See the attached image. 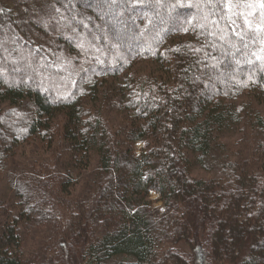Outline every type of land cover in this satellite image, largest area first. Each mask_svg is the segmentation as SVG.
<instances>
[{
	"label": "trees",
	"instance_id": "obj_1",
	"mask_svg": "<svg viewBox=\"0 0 264 264\" xmlns=\"http://www.w3.org/2000/svg\"><path fill=\"white\" fill-rule=\"evenodd\" d=\"M262 3L0 0V264H264Z\"/></svg>",
	"mask_w": 264,
	"mask_h": 264
},
{
	"label": "rangeland",
	"instance_id": "obj_2",
	"mask_svg": "<svg viewBox=\"0 0 264 264\" xmlns=\"http://www.w3.org/2000/svg\"><path fill=\"white\" fill-rule=\"evenodd\" d=\"M139 71L141 72H146V73H150L151 75L153 76H160L161 75V71L154 65H148V64H141L139 67H138ZM260 101V100H259ZM261 105L257 106L259 112L264 115V102H260ZM247 128V133L250 134L252 133L250 130H249V125L246 127ZM245 128V130H246ZM243 132H239V129H236L235 127H232L230 128L228 131H226L224 133V139H225V143L230 147L229 149H232V150H237L239 149L238 145H237V142L238 140L241 141L242 138H244L243 136ZM243 140V139H242ZM246 147V146H245ZM24 149H28V148H24ZM142 149V145L141 144H137L135 146V151L137 152V154L140 153ZM37 154H34L32 155V152L28 153V150L27 151H22L18 154V158H20L21 156V159L22 158H25V156H27L26 160L29 161V163L31 162L30 159L32 160V162L34 164H36V166H33V165H28V167L30 169H39L42 164V169H43V165L45 164H50V158L47 157V151L45 150H40V152H36ZM39 159V160H37ZM42 159V160H41ZM36 160V161H35ZM42 161V163H41ZM193 161V165H192V170H191V174H192V177L194 178H197V179H207V178H210L211 174H209L208 172H206L205 170H202L198 165L197 163H195V161L192 159ZM45 174V173H44ZM1 176V175H0ZM2 177V176H1ZM1 181V180H0ZM2 186H4L2 184ZM2 191V189L0 190V192ZM152 205L154 207H160V203L158 202V197L156 194H154L153 192L150 193L149 195V199H148ZM30 236V235H29ZM28 237V236H27ZM33 239H31L30 242H32ZM36 240V238L34 239ZM37 242V241H35ZM33 243V247H34V242ZM30 243V245L32 244ZM182 251L184 252H188V250L184 247H182L181 249Z\"/></svg>",
	"mask_w": 264,
	"mask_h": 264
},
{
	"label": "snow or ice",
	"instance_id": "obj_3",
	"mask_svg": "<svg viewBox=\"0 0 264 264\" xmlns=\"http://www.w3.org/2000/svg\"><path fill=\"white\" fill-rule=\"evenodd\" d=\"M261 7H264V3L261 4Z\"/></svg>",
	"mask_w": 264,
	"mask_h": 264
}]
</instances>
